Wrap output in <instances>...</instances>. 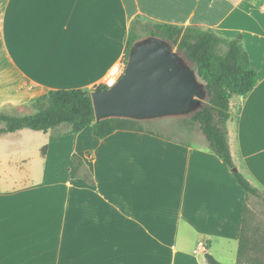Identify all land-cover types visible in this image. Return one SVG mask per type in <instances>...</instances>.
Returning a JSON list of instances; mask_svg holds the SVG:
<instances>
[{"label":"crops","instance_id":"1","mask_svg":"<svg viewBox=\"0 0 264 264\" xmlns=\"http://www.w3.org/2000/svg\"><path fill=\"white\" fill-rule=\"evenodd\" d=\"M138 17L243 36L258 83L233 98L227 137L238 172L264 191V0H0V112L22 110L50 91L102 85L124 61ZM159 137L119 131L97 138L96 149L82 147L75 154L95 185L69 172L62 198L30 193L40 174L29 173L28 185L0 177V264H208L206 254L219 264H264V215L246 213L232 171L213 155L169 142L161 147L163 185L153 178L157 168L147 171L159 162ZM44 138L54 141L51 132ZM108 140L120 144L105 148ZM141 140L146 145H132ZM114 154L140 177L96 180L93 166ZM68 221L72 245H61Z\"/></svg>","mask_w":264,"mask_h":264},{"label":"trees","instance_id":"2","mask_svg":"<svg viewBox=\"0 0 264 264\" xmlns=\"http://www.w3.org/2000/svg\"><path fill=\"white\" fill-rule=\"evenodd\" d=\"M139 26L152 38L176 47L195 66L200 79L205 83L208 102L192 115L191 122L199 126L208 142L209 150L228 168H235L227 137L231 103L234 97L248 95L258 83V74L252 67L243 36L228 38L212 29L159 23L138 17L132 22L126 41L125 60L129 59L130 52L139 39ZM105 89L103 85H99L92 91H50L32 102L31 106L37 110L33 114L15 116L0 112V135L24 129L49 133L64 126L69 127V130L61 134L63 136L91 129L93 136L100 140L119 131L145 133L141 123L133 119L109 118L96 122L92 95ZM57 136L51 135V138ZM46 150L47 146L43 148V154ZM232 173L247 198L257 195L258 190L242 174L238 171ZM70 177L73 180L81 179L91 186L95 185L93 175L86 168L83 158L76 154L73 156ZM205 257L208 264H219L210 254Z\"/></svg>","mask_w":264,"mask_h":264},{"label":"rangeland","instance_id":"3","mask_svg":"<svg viewBox=\"0 0 264 264\" xmlns=\"http://www.w3.org/2000/svg\"><path fill=\"white\" fill-rule=\"evenodd\" d=\"M137 33L139 34V39L136 42V46H143L151 43L152 41L158 42L157 40H152L151 36H149V34L140 26L137 29ZM169 50L176 54L179 67L184 68L187 72L193 73L196 76L198 85L204 86L205 84L200 79L195 66L184 58L182 53H180L176 47L169 45ZM124 62L127 66L128 59H124ZM207 102L208 96H204L202 99L198 100V104L195 107L187 110V113L167 114L137 120L141 123V126L147 133L160 136L157 146L153 144L158 147V150L161 152L158 154L159 162L157 163V167H147V171L149 173V170L154 171L157 168L156 172L153 174V178H156L158 182L161 181L163 185L167 175L164 164L165 154L163 149H161L162 145L166 146L169 142H172L181 146H187L193 150L213 155L214 159H218L219 161V158L211 150H209L208 142L204 134H201L199 126L191 122L192 115L196 111H199ZM36 111L37 110L34 106H29L19 111H9L6 113L9 115L19 116L32 114ZM68 130L69 127L64 126L55 132H51V135L55 136L60 134L56 138H53V142H50V140L45 142L43 132H35L32 130H24L25 132L23 133L18 132L0 135V177L18 179L17 181L21 183V181L27 182V176L30 177L29 173L31 175L40 174L41 177L37 175L33 176L36 177L34 179L35 181L30 182L29 186L32 187L36 185L34 188L37 190L34 192L31 190L30 193L55 194L57 192H61V198L62 196H67L68 188L66 181L69 179V172L71 173L73 166V157H70V153L73 152L74 154H79V152H82V147L92 148L91 150H93V148L96 149L98 148L97 146H99L98 143L100 141L93 136L91 129L85 130L86 134L81 136V138L79 136H75V139L60 138L63 137L61 134H64ZM114 143L108 140L104 146L105 148L107 146L116 148V146L118 147L120 144L119 142ZM123 144L127 145L125 142ZM46 145H50V148L52 149L49 158L42 155V148ZM132 145L139 147L146 145V143L141 140L140 142H133ZM233 154H235L234 149ZM113 157L114 158L111 160V163L107 162L105 159H99L97 167H95V165L93 166L96 180L102 182L107 179L116 180L117 178H121L131 180L140 177V175L138 176L137 173H135L136 168L132 164H124L123 162L119 164L117 162V154H114ZM234 160L237 171L243 173L239 160L235 155ZM153 165H155V163H153ZM228 169L232 171V169ZM237 187L239 193L246 196L243 188L239 185ZM157 194L160 196L159 193ZM247 199L246 209L248 213L253 215H264V191L258 190L257 195H250ZM63 212L64 209L62 207V214ZM62 229L65 231L62 232L61 245H72V222H66V224L62 226ZM180 244H182V240H180Z\"/></svg>","mask_w":264,"mask_h":264},{"label":"water","instance_id":"4","mask_svg":"<svg viewBox=\"0 0 264 264\" xmlns=\"http://www.w3.org/2000/svg\"><path fill=\"white\" fill-rule=\"evenodd\" d=\"M152 40L158 42L135 43L125 74L114 87L93 93L96 122L184 114L208 96L205 85L199 86L193 73L179 67L176 54L169 50L171 44Z\"/></svg>","mask_w":264,"mask_h":264},{"label":"built area","instance_id":"5","mask_svg":"<svg viewBox=\"0 0 264 264\" xmlns=\"http://www.w3.org/2000/svg\"><path fill=\"white\" fill-rule=\"evenodd\" d=\"M125 70H126V64L124 61H120L118 63H116L108 72V74L106 75V77L103 80L102 85L106 88V89H110L112 87H114L123 77V75L125 74Z\"/></svg>","mask_w":264,"mask_h":264}]
</instances>
